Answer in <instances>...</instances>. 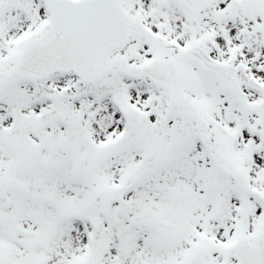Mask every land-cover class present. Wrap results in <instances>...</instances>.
Listing matches in <instances>:
<instances>
[{"label": "snow or ice", "instance_id": "obj_1", "mask_svg": "<svg viewBox=\"0 0 264 264\" xmlns=\"http://www.w3.org/2000/svg\"><path fill=\"white\" fill-rule=\"evenodd\" d=\"M0 264H264V0H0Z\"/></svg>", "mask_w": 264, "mask_h": 264}]
</instances>
